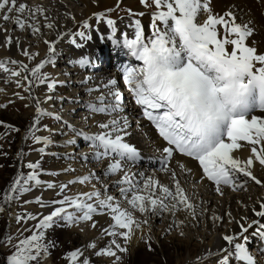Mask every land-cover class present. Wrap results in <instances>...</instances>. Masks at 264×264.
Here are the masks:
<instances>
[{
	"label": "snow or ice",
	"instance_id": "obj_1",
	"mask_svg": "<svg viewBox=\"0 0 264 264\" xmlns=\"http://www.w3.org/2000/svg\"><path fill=\"white\" fill-rule=\"evenodd\" d=\"M140 3L145 7L155 5L157 11L152 15L150 37H145L140 20H135V38L124 40V47L142 66L124 67L123 81L132 93L135 104L141 108L143 117L154 125L159 136L166 142V146L161 150L165 161L172 159L174 153L198 161L203 175L216 186L215 190L220 195H223L221 185H235L233 191L246 190L247 180L241 182L237 179V174L264 187V182L252 171L254 162L264 168V119L250 115L255 109L264 112V53L258 51L255 43H248L255 34V28L248 22H237V17L231 10L223 14L215 13L211 0H151V4L149 0H140ZM14 12L15 16L12 15ZM26 12L29 16L22 18ZM42 12L40 8L29 9L26 4L18 3V0H0V20L5 23L12 21L20 30L27 26L33 33H38V22L32 18ZM103 15L97 14L96 18L99 20ZM130 15L137 14L130 11ZM138 15L142 16L143 13ZM201 15L205 17L203 20L199 19ZM107 23L113 26L115 22L109 19ZM46 27L52 28L53 25L47 24ZM82 27L90 26L84 22ZM78 35L81 39L87 38L84 32ZM6 43H12L11 36L7 37ZM45 43L48 44V51L52 53L53 45L48 41ZM72 43L76 44V41L73 40ZM76 46L80 47L79 44ZM23 55L31 58L27 50L23 51ZM8 63L18 65L20 69L12 71V76H20L21 72L30 74L31 80L27 75L23 77L28 81L29 87L32 83L46 84L48 92L51 93L59 84L57 80L41 72L45 64L54 61H43L31 70L16 60L0 61V70L8 71ZM85 63L84 60L80 61L81 65ZM83 82L88 81L85 79ZM17 84L23 86L19 81ZM116 85L115 79H109L103 85L107 90L106 94L102 92L96 103L89 104L92 113L111 114L119 110L122 94L115 90ZM28 90L26 87L25 91ZM92 91L101 89H89V92ZM109 98L111 104L108 103ZM52 99L51 95L46 96L44 101L36 99L35 117L26 139L31 138L35 143L42 145L50 143L47 137L37 136L35 132L42 117L61 120L57 113L41 107V103ZM122 119V124L115 118L108 122H99L97 127L101 131L85 137L92 142L98 161L106 157L113 158V154L118 157L115 162L107 165L106 175L121 174L116 181L120 195L126 199L131 210L141 214L162 215L169 212L175 215L177 211L184 210L195 219L197 206L190 202L179 183H176V190L173 192L169 187L148 177L143 179L141 187V181H137L135 174L126 169V162L138 160L141 154L126 142L125 136L130 127L129 118L125 116ZM66 127L71 129L72 125L66 124ZM77 134L84 135L82 132ZM240 141H246L252 146V155L243 161L232 155L235 150L244 146ZM68 143L75 141L70 140ZM257 145L261 147L257 148ZM39 151L43 154L44 148ZM25 167L29 172L26 175L22 171L18 172L10 186L4 190L0 213L5 211L3 204H11L19 195L31 191L33 186L43 185L38 178L40 162H29ZM140 176L143 177V173ZM92 179L93 174H89L69 180L66 184L47 183L43 186L49 190L58 189L57 195H62L61 199L44 201L41 196L35 201H25L26 204L34 202L41 208L50 207L53 210L47 215L25 212L15 216L17 224H27L30 220L36 223L32 229H24L32 231L33 234L19 239L14 245L11 235L4 238L3 244L15 249L7 258V264H41L49 255L50 248L56 246L54 241L46 242L48 230L61 226V221L63 226L91 221V227L95 229L97 222L93 219L94 215L105 214L110 215L114 223L102 228L101 236L107 235L113 239L108 247L100 249L96 255L116 257L118 260L117 250L125 252L126 248L117 242L116 237L130 240L134 226L138 227L140 222L133 216V211L123 209L114 196L107 194L106 187L103 198L100 191L74 196L64 194L70 184L83 185ZM157 191L160 195H157ZM259 208L261 210L256 211L255 215L264 217V202L259 204ZM213 219L218 221L221 217L213 216ZM255 223L251 221L247 226L241 224V235L247 233ZM119 229L125 231H118ZM259 229L261 231L258 234L264 237V223L259 224ZM222 238L228 245H234L237 260L244 261L245 264H255L248 249L243 243L236 242L234 235H224ZM244 239L247 240L248 237L245 236ZM88 247L95 249L96 244L90 243ZM223 251L230 253L229 249ZM81 257L83 251L77 249L70 252L66 259L70 260L71 264H77ZM80 264L90 262L84 258ZM197 264H200L199 258ZM220 264H229V255H226Z\"/></svg>",
	"mask_w": 264,
	"mask_h": 264
},
{
	"label": "bare ground",
	"instance_id": "obj_2",
	"mask_svg": "<svg viewBox=\"0 0 264 264\" xmlns=\"http://www.w3.org/2000/svg\"><path fill=\"white\" fill-rule=\"evenodd\" d=\"M118 1H121L122 5L130 6V8L135 7L137 2L136 0H18V3L26 4L29 9L40 8L43 10L42 13H38L32 18L33 21L38 22L40 28L38 33H33L27 26L24 30H20L14 22L5 23L0 20V61H5V59H8V61L16 60L24 64L38 56L43 58L49 52L48 44L45 41L53 45L54 58H57V61L54 62V66L45 76L52 77L59 82L55 91L48 92L46 84H43L38 88L36 96L31 97L29 92L25 91L28 82L23 79L26 76L24 74L21 83L32 116H35L37 98L44 101L46 96H53L52 100L41 103V107L46 111L55 112L61 116V119L63 118L61 120V124L64 123L62 128L68 137L57 144L67 149V152L76 151L79 148V156L82 158V162L79 160L78 163L72 161L59 164V172L63 175L56 184H66L69 180L77 177L93 174V179L88 183L83 185L79 183L70 184V192L67 195L74 196L80 193L100 191L102 193L101 198H103L106 187L107 194L114 196L123 209L131 210L126 199L120 195L119 186L116 183L121 174L106 175L107 165L115 162L118 157L113 154V158L106 157L98 161L94 155L96 150L93 149L92 142L85 139L86 136L95 135L101 131L97 127L99 122H108L115 118L120 120L122 124V118L127 116L130 127L127 130L125 140L140 152V158L143 157L145 161H141L139 158L134 162H126V169L135 174L137 181H141V187L143 179L148 177L155 179L163 186L169 187L173 192L176 190V183H179L190 202L197 206V215L194 219L184 210L177 211L175 215L169 212L162 215L141 214L139 211L131 210L135 219L140 222L139 226H134V232L130 240L126 241L121 237H116L117 242L127 250L129 247L138 248L143 246L144 242H148L149 233L154 234L157 238H164L167 235L175 238L179 234H183L187 245L194 246L199 250L194 256L191 253L189 254L188 259L185 261L187 264L197 263L198 258L201 261L200 264L205 260H208L209 264H220L217 259L224 258L226 255H229L230 261L235 260L239 264H245L244 261L235 258L234 245H228L222 238L224 235H234L237 238L236 242L243 243L248 249L249 254L255 260V264H264V237L258 234L261 231L259 224L264 223V217L255 215L256 211L261 210L259 204L264 202V187L256 185L254 181L237 174V179L241 182L247 180L246 190L233 191L232 188L235 185L232 187L221 185L223 195H220L215 190L216 186L203 175L199 162L179 153H174L173 158L168 160V164L163 169H153V173H150L148 163L158 162L159 164L165 159L161 150L166 146V142L152 129V125L142 117L141 108L135 104L134 97L128 90V86L124 84L121 74L116 69H112L111 66L109 68L106 64V61H108V58L110 60L112 55H108L105 45L112 47L115 58H117L128 51L124 47V40L125 38L134 39L135 30L123 21L117 22L115 26H109L106 23L97 26L95 23L98 20L96 18L97 14L100 13L104 14L102 17L111 18L109 13H106V9L110 8L111 5H115ZM211 7L215 13L219 14L231 10L236 15L237 22L250 23L255 28V34L249 39L248 43H255L258 51L264 53V0H211ZM12 15L15 16L16 13L14 12ZM28 16L29 13L26 12L22 15V18L26 19ZM146 18H148L147 14L137 18L141 22L145 37L148 34ZM204 18L203 15L199 17L200 20ZM88 21L92 22L89 29L82 30L83 23H88ZM47 24H52L53 27L48 28L46 27ZM80 32H84L87 38L81 39L78 35ZM8 36L12 37L10 45L6 43ZM73 40L80 47L73 44ZM24 50L30 53L31 58L23 55ZM132 59L133 57L130 58V60ZM81 60L86 61V63L81 65ZM13 77L9 74L3 81H10ZM85 79H87V83L83 82ZM109 79L117 80L115 90L120 91L122 94L119 110L111 112V114L92 113L89 104L96 103L97 97L102 92L106 94L107 90L104 89L103 85ZM66 83L69 90L63 86ZM61 86L64 88L58 89ZM98 87L101 91L89 92V89ZM58 90H61V94L58 93L62 97L61 100H68L72 104L70 114L63 109L64 103L60 102V97L54 94L55 92L57 94ZM108 103H112L111 98H109ZM97 106L100 105L97 104ZM250 115H256L264 119V112L260 110H254ZM46 117H42L41 120H47ZM134 117L137 119V128L135 129L131 126ZM138 122L140 123L139 126H137ZM66 124H71L73 128H79L78 133L82 132L84 135L76 133V137L73 138L75 130L67 128ZM141 133L145 134L146 141H142L139 135ZM121 135L125 134L121 133ZM43 137H47V133H44ZM70 140L75 141V143H68ZM239 143L244 146L235 150L232 155L243 161L252 155L250 151L252 146L248 145L246 141H240ZM259 147L261 145H257V148ZM165 168L167 170H164ZM252 171L257 178L264 182V168L258 162H254ZM141 173H143V177L140 176ZM123 187L127 188L129 186L123 185ZM40 190L46 192L47 198L46 196L45 198L47 200L50 199L52 194L57 195L58 192V189L49 190L44 186H41ZM128 195L130 197L131 193ZM157 195H160L158 191ZM90 202L94 203V201ZM38 210L35 209L34 214L47 215L53 209L49 207L43 211ZM213 216H219L221 220H214ZM11 219L14 222V219ZM93 219L97 222L95 229L91 227V221L79 222L75 228L82 234L86 243L92 241L91 243L96 244L95 249L89 248L92 253L96 254L104 241L103 236H101V229L114 222L107 214L94 215ZM144 221H147V224ZM251 221L256 223L249 228L247 233L241 235V224L247 226ZM118 231L125 230L119 229ZM245 236L248 237L247 240L244 239ZM112 239L113 237L108 236V246L111 244ZM224 249H229L230 253L223 251ZM82 251L83 257L77 262L82 261L84 258L88 259L86 250L82 249ZM120 253L121 255L125 254V252Z\"/></svg>",
	"mask_w": 264,
	"mask_h": 264
},
{
	"label": "rangeland",
	"instance_id": "obj_3",
	"mask_svg": "<svg viewBox=\"0 0 264 264\" xmlns=\"http://www.w3.org/2000/svg\"><path fill=\"white\" fill-rule=\"evenodd\" d=\"M136 1V8H130V6L128 7L126 5H122L121 1H118L115 5H111L110 8L106 9V13H109L111 18L102 17L95 22L96 25L98 26V24H102L101 22L108 24L107 21L110 19L115 22L113 25L115 26V24L119 21L128 23L131 21L130 17H142L147 14V28L150 27L152 24V15L157 11L155 5L145 7L140 3V0ZM118 3L119 6L117 7ZM149 3L151 4V0H149ZM130 11L131 13L137 15L139 13H143V15H130ZM88 23L90 25L92 22L88 21ZM81 29L86 30L89 29V27H81ZM151 33L152 28L150 36ZM146 37L148 36L146 35ZM110 49H112L110 45H105V50ZM54 52L55 51L52 53L48 52L43 58L38 56L32 61L22 64L26 65L27 68L31 70L37 64L46 60L54 61L56 59L54 61L56 63L57 58H54ZM109 54L110 51L108 52V55ZM112 58L113 57H110V60L108 58V61H106L109 68L113 66ZM5 61H8V59H5ZM55 63L45 64V67L41 70L42 74L46 75ZM6 66L8 71L0 70V203H2L4 190L10 186L18 172L22 171L25 175L29 172V169L25 167L27 163H35L37 161L40 162V175L38 178L43 182V185H46L47 183L56 184L59 182L60 177L63 175V173L59 172V164L70 163L72 161L78 163L79 160L82 162V158L79 156V148H77L76 151L67 152V149H65L62 145L57 144L68 137L62 128L64 126V123L61 124V120L63 118L61 120H55L50 117H46L47 120L42 119L40 120L39 125H37L38 130L35 132V135L43 137L44 133H47V138L50 140L48 145L37 144L31 138L26 139L35 116H32L30 113L31 111L29 104H27V96L24 93V87L18 86L17 81H19L22 85L21 81L23 74L29 76V80H31L32 77L28 72H21L20 76H14L13 79L7 81V83L6 81H3L4 78L9 76V74L11 75V71H19L20 69L18 65H13L11 63H8ZM41 86L42 85L38 83H32L30 87L28 85L29 95L31 97H35L38 88ZM63 86L69 90L67 83ZM63 86L58 87V89L64 88ZM58 93L61 94V90H58L57 94L56 92L54 93L57 97H60V94ZM21 97L24 98L21 99ZM61 98L62 97L59 98L60 102L62 101ZM62 103H64L63 109L70 114L72 104L68 100H64ZM135 123L136 120L131 123L133 129L137 128ZM72 129L75 130V136H73V138H75L79 128L72 127ZM139 135L141 136L142 141H146L145 134L143 135L141 133ZM42 147L44 148L43 154L39 151ZM35 156L37 157L35 158ZM40 187L33 186L31 191L23 195H19L18 198L11 204H3L5 211L0 213V264H7V258L15 251L13 247L3 244L5 237L11 235L13 237L12 244L14 245L18 243L19 239L33 234L32 231H25L24 229H32V226L36 222L30 220L27 224H17L15 216L25 212L34 214L35 209H39L38 211H43L45 209L41 208L39 204L34 202L26 204L25 201H35L37 197L41 196L44 201H52L62 198V195L58 196L56 194H52L50 199L47 200V195L45 194L46 192L43 190H40V192ZM69 189L70 186L66 189L64 194L67 195V193L70 192ZM11 218L14 219V222H12ZM60 223L61 226L50 229L46 233V242L54 241L56 246L50 248L49 255L46 259L41 261V264H71V261L66 259V257L70 252L77 249L86 250V256L88 257L90 264H187L185 261L188 259L189 254L191 253L194 256L199 252L196 247L187 245L184 241L185 237L183 234H179L175 238H172L170 235H167L164 238H157L154 234L149 233L148 242H144L143 246L138 248L129 247L125 251L124 255H121V253L117 250V256L119 257L117 260L116 257L103 255L98 256L95 253H92L88 247L92 241H88L86 243L83 240L82 234L77 230V228H75L76 224L73 226H63V221ZM102 238H104V241L101 243L100 249L108 247V236L105 235ZM113 249L115 250L114 247ZM193 259H195V257H193ZM222 259L223 258L220 257L217 259V262H220ZM202 262V264H209L208 260ZM77 264H80V262H77ZM229 264H239V262L229 260Z\"/></svg>",
	"mask_w": 264,
	"mask_h": 264
}]
</instances>
